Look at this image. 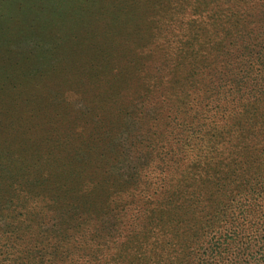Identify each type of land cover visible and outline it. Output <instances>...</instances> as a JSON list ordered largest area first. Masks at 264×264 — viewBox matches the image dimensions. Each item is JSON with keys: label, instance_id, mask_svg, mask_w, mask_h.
<instances>
[{"label": "rangeland", "instance_id": "rangeland-1", "mask_svg": "<svg viewBox=\"0 0 264 264\" xmlns=\"http://www.w3.org/2000/svg\"><path fill=\"white\" fill-rule=\"evenodd\" d=\"M243 94L255 128L264 0H0V264H90L153 200L149 264H264V131L210 137Z\"/></svg>", "mask_w": 264, "mask_h": 264}, {"label": "trees", "instance_id": "trees-1", "mask_svg": "<svg viewBox=\"0 0 264 264\" xmlns=\"http://www.w3.org/2000/svg\"><path fill=\"white\" fill-rule=\"evenodd\" d=\"M253 95V98H256V95ZM244 96H246V94H243V96L237 95L233 97L237 107H240V109L234 110V108H231L225 112L223 118L221 119L225 127H222L218 130L221 134H218L216 127L211 129V133H214V136L211 134L210 137H212L217 142V144L214 146L215 148L212 150L213 153H216L217 148L220 146L234 144L235 137L238 133L239 140H241L245 133L251 135V137H254L256 135L255 131H264V115L260 114V116H258L259 119L255 128L243 117L244 114L247 113L245 107L247 104V99H249L247 97L245 98ZM229 117L234 121L229 122ZM248 120H250L249 117ZM204 131L206 130H198V132L203 137H205ZM255 142L264 145V139L262 138H257V141ZM164 199H166V196ZM148 205L143 206L142 203H139V205L131 204L125 208H122L118 212L121 216L126 214V217L130 219L131 223L128 225V232H124L122 230L123 240H114L116 246H110V250L114 248L115 249L111 252L109 251L104 253L102 255V257H105L103 261L101 260L102 257L98 258L95 256L92 258L90 264H149L151 257V238L154 230H156L155 226L160 225L164 227V224L167 228V223H171L173 225L171 227L174 230L176 229V225L174 226V223L177 221V218L175 214V207H167L160 200L150 201ZM168 218L170 221H168ZM118 221L120 222V227L124 229L126 226L123 227V221H127V219L118 218ZM163 230L164 229L158 230L157 233H162ZM177 235V232H174V237H177ZM172 240H174L173 237L168 242L169 251ZM228 245V241L224 240V242H219L212 247V254L215 255V257H221L217 259L224 260L227 253L232 254V252H227L228 249L230 250ZM175 251L177 252L176 248ZM231 257L229 256L225 261H229ZM96 259H98V263L95 262L97 261ZM222 263L225 264L224 261ZM213 264L215 263L213 262ZM217 264H219V262H217Z\"/></svg>", "mask_w": 264, "mask_h": 264}]
</instances>
